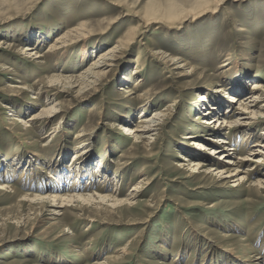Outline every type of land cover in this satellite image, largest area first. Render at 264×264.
<instances>
[{
    "label": "rangeland",
    "instance_id": "374dc122",
    "mask_svg": "<svg viewBox=\"0 0 264 264\" xmlns=\"http://www.w3.org/2000/svg\"><path fill=\"white\" fill-rule=\"evenodd\" d=\"M263 92L264 0H0V264H264Z\"/></svg>",
    "mask_w": 264,
    "mask_h": 264
},
{
    "label": "bare ground",
    "instance_id": "6f19581e",
    "mask_svg": "<svg viewBox=\"0 0 264 264\" xmlns=\"http://www.w3.org/2000/svg\"><path fill=\"white\" fill-rule=\"evenodd\" d=\"M163 1V0H162ZM154 8V9H153ZM173 8L174 7H172V6H168V7H162V8H158V6H156L155 4L154 5H152L151 6V8L150 9H153V11L155 10V14H157V18H159L160 20H167V21H170L171 19H173L172 18V16H173ZM158 19V20H159ZM148 26H150V24H147ZM243 30V28H241V31ZM43 37V36H42ZM60 41V39H57L56 40V42L57 41ZM61 40H62V38H61ZM58 41V42H59ZM63 43L60 41L59 43H57V44H54L52 47H51V50H60V49H62V47H63ZM115 51H116V49L114 50H109V52H108V54L110 53V55H108V56H105V55H101L100 56V61H97L96 63H94L93 64V67L91 68V69H89L90 71H88V75H89V79H92L93 81H89V80H87V82H90V83H94L95 81L94 80H96V78L97 77H99V76H104V71H105V69H108V67H109V63H110V61H112V60H114V53H115ZM29 52H33V55H31V56H39V53L37 52V51H34L32 48H30L29 46L28 47H25V50L22 52L23 54H28ZM31 54V53H30ZM40 57V56H39ZM103 58V59H102ZM173 62H176V61H174L173 60ZM111 66V65H110ZM3 67V66H2ZM241 73V72H240ZM240 73H237V75H239ZM240 76V75H239ZM238 79H240L239 77H234V79L232 80V81H234L233 82V84L235 85L236 83H238V85L236 86L235 85V87H240V90H242V86H239L240 85V82L238 81ZM237 88H236V90H237ZM233 89H235V88H233ZM259 89H261V86L258 84V83H255V84H252V86H251V90H253V91H255V90H259ZM236 92H238V91H236ZM126 93H128V94H132V95H135L136 93L134 92V93H132V91L130 90V89H127V92ZM239 95V94H238ZM238 95H233V96H230L231 97V101H229L230 103H238V102H240V107H242V109L243 110H245V112H250V113H253V110L255 109V108H257L258 106H259V102L261 101V100H264V92H263V94H261V95H258V94H250L249 96H245L244 98L243 97H239ZM238 97H239V99H238ZM243 98V99H242ZM200 100L201 101H209V97H206L205 95H201L200 96ZM243 100H246V102H249V103H247V104H244L245 102H243ZM218 105V104H217ZM260 108V107H259ZM215 110V112H218L219 110H220V107H218L217 106V108H215V107H212V108H210L209 109V111L210 110ZM241 109V110H242ZM208 110V109H207ZM92 111H94L93 109H92ZM207 112L206 114H210V112ZM47 112V113H46ZM51 112L52 111H50V112H48V110L47 111H45V110H43L40 114H38V115H35L34 116V118H33V120L34 121H36V120H39V119H42L46 114H48V116L46 117V118H49V116H51ZM160 116L161 117H166L167 115H162V114H160ZM244 116H242V115H239V117H238V120L235 122V124L236 125H238V126H240L241 124L242 125H245V123L246 122H248V120L247 119H245V118H243ZM32 119V118H31ZM141 119V121L139 122V127L136 129V130H132L133 128H130V127H127L126 128V130H127V132H131V133H133L134 132V134L136 133V132H138L139 130H142L144 133L143 134H140L139 136H135V144H138V143H143V137H144V135H149L151 132H152V129L150 128V123H154V121H148L147 119H146V116H143V117H141L140 118ZM216 118L214 117L213 119H212V121H209V124H211V122H213V124H216L217 122H218V120L216 121L215 120ZM147 120V121H146ZM246 120V121H245ZM41 124H43V122H41ZM263 137H264V132H262V134H261ZM215 142L217 143H219V140H215ZM223 143H225V142H223ZM222 143V144H223ZM233 149V148H232ZM213 152H214V149H213ZM215 153V152H214ZM262 154V153H261ZM78 155V154H77ZM77 155H74V157L76 158L77 157ZM223 156V155H222ZM246 157V156H245ZM248 157V156H247ZM80 158H82V156L80 157ZM83 159V158H82ZM262 158L260 157V160L259 161H257L258 163H260L261 161H263V160H261ZM84 161H87V159H83ZM241 160H243V161H249V160H251V159H241ZM74 165H75V168L73 169V171H70V172H68V173H66V174H59L58 175V179L56 178V181L58 182V183H61V182H65V181H62L64 178H70L71 176V178L73 179V181L75 182V183H77V185H80L81 183V181L83 180V177L84 176H90L91 174H90V171H87L88 172V174L87 173H84V172H81V170L78 168V166H77V164H76V159H74V163H73ZM228 165H230L231 166V164H232V162H229V163H227ZM20 165H21V163H20ZM200 166H202L201 167V169H203L204 168V164L203 165H200ZM57 169H60V166H55ZM73 167V166H72ZM17 168V167H16ZM17 169H20V168H17ZM40 171H42V170H44V169H39ZM72 170V169H71ZM213 172H219V171H221V174H224V175H226V174H229V177H227V178H231V177H235L236 175L235 174H233V175H231L230 174V171H228V168H224V169H221V170H218V169H213L212 170ZM211 171V172H212ZM251 171V170H250ZM43 172V171H42ZM98 173H99V175L101 174V176H102V174H103V172L101 171V170H98L97 171ZM220 173V172H219ZM231 175V176H230ZM104 176H106V180H108V176L107 175H104ZM91 177H93V175L91 176ZM241 180V179H240ZM260 180V179H259ZM111 181V180H110ZM107 182V181H106ZM257 183H259V182H257ZM263 183V182H262ZM52 186H54V185H52ZM1 188L0 189H5L4 187L5 186H3V185H1L0 186ZM43 188H44V186H43ZM54 189H50V190H57L59 187H53ZM135 191V190H134ZM16 194H18V192H15ZM52 195V194H51ZM51 195H49V198L51 199H53L52 201H46L44 198H40V197H38V196H30V195H24V197L25 198H27V199H29V198H31V197H33V199H41L42 200V202H41V205H43V206H46V205H48V206H51V207H53V208H56V209H54L53 211L51 210V212H53V214H58L59 215V213H60V210L59 209H61V208H65V207H76L77 205L76 204H74V203H80V205L82 206V207H84V205H89V204H91V203H94V202H96V200L98 201V200H101V202H107V201H109V200H106V198H96V197H94V196H84V195H74V196H72V197H67V196H60L59 195V193L58 194H54L53 196H51ZM110 199V198H109ZM31 202H33V200H31ZM52 202H54V204L53 205H51V203ZM79 208V207H78ZM50 212V211H49ZM52 220H55V218H53ZM50 226H57V224L56 225H50ZM255 261L254 262H257V260L258 259H254Z\"/></svg>",
    "mask_w": 264,
    "mask_h": 264
}]
</instances>
